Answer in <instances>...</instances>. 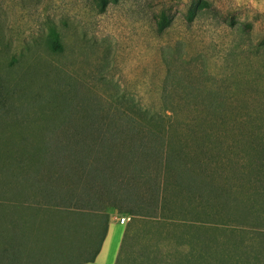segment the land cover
Here are the masks:
<instances>
[{
	"label": "rangeland",
	"instance_id": "1",
	"mask_svg": "<svg viewBox=\"0 0 264 264\" xmlns=\"http://www.w3.org/2000/svg\"><path fill=\"white\" fill-rule=\"evenodd\" d=\"M196 1L107 0L100 8L97 0H0V149L8 154L21 139L48 137L46 124L60 120L57 106L75 102L62 100L57 91L66 98L86 95L91 104L107 106L118 95L121 107L165 114L173 108L179 126L194 122L189 108L195 99L202 109L210 104L208 98L193 96L194 91L201 97L219 93L220 114L207 116L202 110L199 117H211L205 120L210 141L204 148L214 158L212 168L215 161L216 174L239 186L234 198L225 200L235 209L213 208L184 221L199 224L221 241L229 230L241 236L244 246L257 245L258 238V247L264 249V187H257L255 194L249 185L243 188L250 180L247 174H264L262 145L255 144L262 152L253 157L244 141L252 134L255 138L248 140L264 145V0H201L206 6L191 14L188 9ZM161 11L166 26L158 29ZM52 31L59 47L52 44ZM231 118L247 121L238 126ZM252 159L255 164L247 165ZM227 161L231 163L224 167ZM9 171H0V181L13 185ZM247 201L248 209L241 205ZM107 213L100 250L87 264H113L129 216L123 214L127 219L120 224V213ZM86 237L73 230L75 243L66 246L72 257ZM93 238L82 259L94 250ZM58 242L55 252L61 253L64 245ZM29 244L38 255L48 252L44 234ZM178 244L185 249L183 240ZM159 245L164 253L170 249L168 241L160 239Z\"/></svg>",
	"mask_w": 264,
	"mask_h": 264
},
{
	"label": "trees",
	"instance_id": "2",
	"mask_svg": "<svg viewBox=\"0 0 264 264\" xmlns=\"http://www.w3.org/2000/svg\"><path fill=\"white\" fill-rule=\"evenodd\" d=\"M97 1L100 8L107 3ZM195 3L188 9L191 14L206 6L201 0ZM160 15L158 29L166 26L164 12ZM50 39L59 47L55 32ZM57 93L62 100L75 102L57 106L62 111L60 120L46 124L47 138L21 139L10 150L15 151V157L0 149L1 174L10 170L14 179L13 185L0 181V264L91 262L105 237L111 209L129 216L113 264H264V249L258 247V238L257 245L244 246L241 236L229 230L221 241L205 233L199 224L184 221L186 217L200 218L213 208L235 209L225 200L233 199L239 186L216 174L214 168L219 166L215 161L212 168L214 158L208 154V147L204 148L210 141L206 121L211 117H199L202 110L207 116L220 114L219 93L201 97L198 90L194 91L193 96L208 98L210 104L202 109V102L195 99L192 111L189 108L195 113L191 118L194 122H183V126L173 117V108L169 114L153 113L145 108L121 107L118 95L105 106L107 103H89L86 95L66 98ZM231 121L239 126L247 120ZM246 135L244 141L250 143L253 157L254 152L259 155L262 149L255 144L263 149L264 145L248 140L255 138L252 134ZM212 147L220 149L218 145ZM253 164V159L247 162ZM253 175L247 174L248 184L244 180L240 183H244L243 188L249 185L255 194L257 187H264V174ZM250 201L241 205L248 209ZM181 226L182 230L175 231ZM73 230L87 235L76 257L66 249L75 243ZM40 234H44L48 250L42 255L29 244L36 243ZM93 237L95 248L82 259ZM160 239L169 242L165 253ZM181 240L184 250L179 248ZM58 241L64 245L61 253L55 252Z\"/></svg>",
	"mask_w": 264,
	"mask_h": 264
},
{
	"label": "built area",
	"instance_id": "3",
	"mask_svg": "<svg viewBox=\"0 0 264 264\" xmlns=\"http://www.w3.org/2000/svg\"><path fill=\"white\" fill-rule=\"evenodd\" d=\"M117 216H118L117 217V222L120 223V224L124 223V221L127 219V217L123 216V215H117Z\"/></svg>",
	"mask_w": 264,
	"mask_h": 264
},
{
	"label": "crops",
	"instance_id": "4",
	"mask_svg": "<svg viewBox=\"0 0 264 264\" xmlns=\"http://www.w3.org/2000/svg\"><path fill=\"white\" fill-rule=\"evenodd\" d=\"M119 215H122V214H119ZM120 238H121V237H120ZM101 244H102V243H101ZM100 247H101V246H100ZM99 250H100V248H99ZM98 252H99V251H98ZM97 254H98V253H97ZM97 254H96V255H97ZM96 255H95V257H96ZM95 257H94V258H95ZM93 260H94V259H93ZM93 260H92V261H93ZM92 261H91V262H92ZM113 261H114V260H113ZM87 263H90V262H87ZM87 263H85V264H87Z\"/></svg>",
	"mask_w": 264,
	"mask_h": 264
}]
</instances>
